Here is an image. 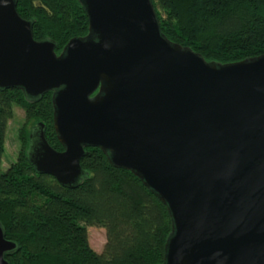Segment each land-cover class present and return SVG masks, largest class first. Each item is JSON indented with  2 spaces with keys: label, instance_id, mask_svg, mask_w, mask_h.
I'll return each instance as SVG.
<instances>
[{
  "label": "water",
  "instance_id": "obj_1",
  "mask_svg": "<svg viewBox=\"0 0 264 264\" xmlns=\"http://www.w3.org/2000/svg\"><path fill=\"white\" fill-rule=\"evenodd\" d=\"M87 37L58 56L16 0H0V88L54 91L56 151L43 126L29 159L77 185L101 148L168 206L165 264H264V55L207 62L162 33L152 0H81ZM17 245L0 224V264Z\"/></svg>",
  "mask_w": 264,
  "mask_h": 264
},
{
  "label": "trees",
  "instance_id": "obj_2",
  "mask_svg": "<svg viewBox=\"0 0 264 264\" xmlns=\"http://www.w3.org/2000/svg\"><path fill=\"white\" fill-rule=\"evenodd\" d=\"M36 41H52L60 56L87 37L81 0H16ZM164 36L207 62L222 65L264 55V0H152ZM54 91L33 99L19 88H0V224L17 247L9 264H165L173 233L168 206L132 171L111 163L101 148L86 147L75 186L39 173L29 159L31 135L42 125L49 144L65 150L54 126ZM25 113L18 161L2 170L8 122ZM88 227L106 230L96 252Z\"/></svg>",
  "mask_w": 264,
  "mask_h": 264
},
{
  "label": "rangeland",
  "instance_id": "obj_3",
  "mask_svg": "<svg viewBox=\"0 0 264 264\" xmlns=\"http://www.w3.org/2000/svg\"><path fill=\"white\" fill-rule=\"evenodd\" d=\"M25 121V113L16 109L14 119L8 122L6 134V150L2 161V170L8 169L12 164L18 161L20 151L19 129ZM88 235L92 248L102 253L107 243V233L101 227H88Z\"/></svg>",
  "mask_w": 264,
  "mask_h": 264
}]
</instances>
